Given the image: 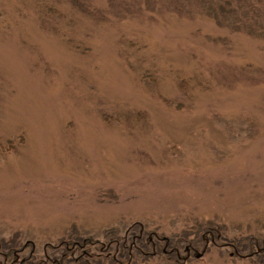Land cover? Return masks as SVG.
<instances>
[{"label":"rangeland","instance_id":"1","mask_svg":"<svg viewBox=\"0 0 264 264\" xmlns=\"http://www.w3.org/2000/svg\"><path fill=\"white\" fill-rule=\"evenodd\" d=\"M9 139L0 264H264V0H0Z\"/></svg>","mask_w":264,"mask_h":264},{"label":"trees","instance_id":"2","mask_svg":"<svg viewBox=\"0 0 264 264\" xmlns=\"http://www.w3.org/2000/svg\"><path fill=\"white\" fill-rule=\"evenodd\" d=\"M13 145V141L12 140H6L4 143H0V155L2 154V153H4L6 150H10V148H11V146ZM143 238L146 240V242H149V243H151L150 242V239H149V237H147L146 238V233L144 232V231H141V232H139L138 234H137V239H138V241H140V243H143ZM67 241V243H69V245L70 246H75V245H79L81 242H80V239L78 238V239H76V240H74V241H69V240H66ZM7 248V250L4 252L6 255H8L9 257H12V259H13V262L15 261V259L17 258H19V256H18V253H19V251L21 250V248H19V249H15V246H13V245H8V246H6ZM151 249V247H149V248H144V249H141V253H143V256L145 255V254H149V255H155V251H149ZM191 250V247L190 248H188L187 249V251L189 252ZM137 252H140V250H136ZM1 252V251H0ZM162 252H165V250H163ZM142 255V254H141ZM198 257H200V256H198ZM197 257V258H198ZM110 260H115L114 258L112 259V258H110ZM23 261V260H22ZM22 261L20 262L21 264H22ZM117 261V260H116ZM113 263V262H112ZM117 264H119L120 263V261H119V263L118 262H116Z\"/></svg>","mask_w":264,"mask_h":264}]
</instances>
